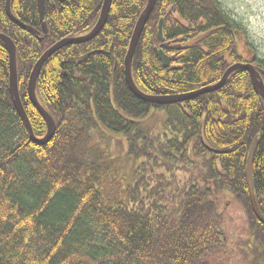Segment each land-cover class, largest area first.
Instances as JSON below:
<instances>
[{"label":"trees","instance_id":"16d2710c","mask_svg":"<svg viewBox=\"0 0 264 264\" xmlns=\"http://www.w3.org/2000/svg\"><path fill=\"white\" fill-rule=\"evenodd\" d=\"M147 1L112 0L98 35L61 47L43 63L35 95L56 128L44 146L29 140L9 98L0 40V264H236V256L264 264V226L249 204L245 173L256 138L254 194L264 217V101L243 70L182 104L135 98L124 81V58ZM10 2L26 29L8 18L0 0V34L15 44L19 98L41 138L45 122L27 97L30 71L61 39L90 32L103 0H45L47 33L36 0ZM148 17L130 68L148 96L197 91L246 61L237 52L235 25L215 0H156ZM250 63L264 86V65ZM158 114L159 125L147 126ZM105 135L129 160L121 177L125 165L107 174L95 159L91 141ZM104 173L118 179L110 197ZM246 237L259 249L250 260Z\"/></svg>","mask_w":264,"mask_h":264},{"label":"water","instance_id":"95a60500","mask_svg":"<svg viewBox=\"0 0 264 264\" xmlns=\"http://www.w3.org/2000/svg\"><path fill=\"white\" fill-rule=\"evenodd\" d=\"M37 1V9L39 11V19L42 22V28L43 32H46V26L43 22V17L45 14L44 8H45V1L44 0H36ZM112 0H103L102 3V9L99 15V20L96 24V26L92 29L91 33H88L86 35H83L82 38H67V39H61V41L55 43L52 45L48 50L42 53L40 58L35 62L34 67L32 71L30 72V77L27 83V96L29 97V101L32 104V106L37 110L38 115L44 120L45 122V129L46 132L43 137L37 138L34 133L33 129H31L30 121L27 119L26 113L24 108L22 107L21 100L19 98L18 94V87H17V66H16V47L15 44H13L12 40L3 34H0V40L3 42V45H5L7 50V55H9L8 58V66H9V96L12 98L14 108L17 110V113L22 119L25 129L28 132L29 140H31L32 143H35L39 146H44L47 143H49L56 131L55 128V122L53 118L50 117L48 112L45 110L44 107H42L35 95V84L36 80L38 78V74L44 65L43 63L48 60L51 55L54 54V52L61 49V47L65 45H70L72 43H82L86 42L88 40H92L93 37L98 35L103 28V25L107 21V16L110 12V6H111ZM10 0H5V8L4 12L7 14L8 18L21 27L22 29H26L25 25L21 23L18 19H16L12 12H10ZM156 3V0H148L146 3V7L144 11L140 14L138 20L135 23L133 33L131 35V40L129 43V46L127 48V53L124 58V81L126 82V85L129 89V91L134 95L135 98L140 99L144 103H152L156 105H171L175 103H182V101L185 100H191L194 97L203 95L204 93L213 92L215 90H218L219 88L223 87L226 80L229 78V76L234 73L236 70H246L248 72V75L250 77L251 86L254 89V92L257 93L262 99L264 100V86L261 79V76H259V73L256 71V69L251 66L250 63H235L230 68H228L222 75L221 80L213 86L203 87L202 89H199L197 91H192L190 93H183L181 95H170V96H153V95H145L143 92H141L139 89H137L135 83L132 80L131 76V63H132V57L135 52V47L139 41V37L142 34L144 30V26L148 20V16L150 12L154 8V4ZM158 37H162V20L159 21L158 24ZM158 59L162 62V64L167 67L169 64V59L161 52L158 51ZM258 145V140L255 138L253 139L252 144L250 145L248 149V156H247V164L245 168L246 173V184H247V192L249 195V201L250 205L252 206V211L254 216H256L257 220L264 226V218L259 214L258 207L255 203V194H254V185L253 184V173H252V167H253V158L255 156V148Z\"/></svg>","mask_w":264,"mask_h":264},{"label":"rangeland","instance_id":"374dc122","mask_svg":"<svg viewBox=\"0 0 264 264\" xmlns=\"http://www.w3.org/2000/svg\"><path fill=\"white\" fill-rule=\"evenodd\" d=\"M215 3H217L219 10H221L222 13H224L226 15V17L229 18L230 23L234 24L236 27V29H234V32L236 34L235 40H236V45H237V52H238L239 56H242L243 58H245L246 61H244V63H247V61H249V63H250V62H252V60H256L257 62H260L261 64L264 65V0H215ZM97 22L94 24L92 29L96 26ZM45 26H46V23H45ZM92 29L88 33H91ZM84 35H86V34H84ZM82 36L75 37V38H82ZM72 38H74V37H72ZM88 41H90V40H88ZM88 41H86V42H88ZM158 51H161V50H158ZM158 51H157V53H158ZM8 58H9V55H8ZM239 63H241V62H239ZM244 63H241V64H244ZM233 64H235V63H233ZM250 64H251V66H253L255 68L254 64H252V63H250ZM232 65H229L228 68H230ZM123 70H124V68H123ZM244 71H246V70H244ZM123 72H125V71H123ZM247 74H248V72H247ZM8 75H9V72H8ZM259 76H260V73H259ZM261 79H262V77H261ZM215 83H217V82H215ZM215 83H213V84H215ZM8 85H9V81H8ZM210 86H213V85H210ZM205 87H208V86H205ZM215 91H217V90H215ZM213 92L204 93V94H211ZM18 94H19V92H18ZM145 95H147V94H145ZM161 96H164V95H161ZM200 96H202V95H200ZM9 98H10V96H9ZM11 100H12V98H11ZM20 100H21V98H20ZM188 101H190V100H185L182 102H188ZM12 104H13V101H12ZM175 104H178V103H175ZM160 116H161V114H158V115L150 118V120H148L146 122L147 126H150V125L158 126L159 121L162 118V116L161 117ZM108 135H110V133ZM107 138L108 137L106 136V138L104 137V139H101L99 137H97V138L94 137L92 139L91 144L96 145V147H93V151L97 152V154H96L97 157L95 159L97 162L100 163V165L103 164L104 168L107 169L105 171H108L107 174H109L112 169H119L120 170L121 169L120 167H123L125 165L123 167L124 168L123 173L120 174V177H121L130 169L129 168L130 165H126L129 160L127 157L124 158L123 154H121L123 152L122 145L120 143L118 144L116 142V140L114 139V137L109 138V139H107ZM91 155H92V153H91ZM246 164H247V162H246ZM105 174L106 173H104V175ZM107 174L105 175L103 185H104V190L107 191V194L110 197L111 194L113 195V191H114L113 188H114V186H117L118 179H117V177H115V179H114V177H112V175H107ZM129 175H130V171L126 176V179L128 181L130 180ZM253 184H254V176H253ZM120 196H121V194L119 193L118 197H120ZM255 203H256V198H255ZM249 204H250V201H249ZM237 206L238 207L236 208V210H239L242 207V204L238 203ZM257 207H258V205H257ZM259 214H260V212H259ZM261 216L263 217V215H261ZM239 221H240V226L244 225V223L246 222L244 217L240 218ZM237 226H238L237 224L234 225L233 236H238ZM247 239H248V237H246V240ZM247 247H249L250 249ZM242 248H243V254L246 255L249 260L253 257V255H256V253L259 252V249L256 247V245L254 243H252V241L250 239L247 240V244L243 245ZM235 259H236V264H248V262H241L238 256H236ZM233 264H235V263L233 262Z\"/></svg>","mask_w":264,"mask_h":264},{"label":"bare ground","instance_id":"6f19581e","mask_svg":"<svg viewBox=\"0 0 264 264\" xmlns=\"http://www.w3.org/2000/svg\"><path fill=\"white\" fill-rule=\"evenodd\" d=\"M82 36V35H81ZM70 38V37H69ZM257 70V69H256Z\"/></svg>","mask_w":264,"mask_h":264}]
</instances>
